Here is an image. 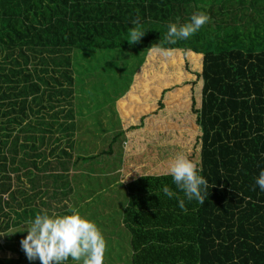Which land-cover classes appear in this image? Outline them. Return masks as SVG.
Here are the masks:
<instances>
[{
    "label": "trees",
    "instance_id": "1",
    "mask_svg": "<svg viewBox=\"0 0 264 264\" xmlns=\"http://www.w3.org/2000/svg\"><path fill=\"white\" fill-rule=\"evenodd\" d=\"M198 12L211 18L199 32L176 44L163 42L169 23L185 24ZM137 19L147 32L140 43L129 44L122 39ZM157 45L171 49L167 64L157 66L168 74L169 85L162 71L145 73L138 80L149 87L135 94L130 91L138 88L134 72L148 55L161 54L153 51ZM74 50L82 61L93 51L118 50L119 58L139 59L132 81L122 85L125 91L118 97L133 102L128 109L125 105L129 125L117 120L103 127L100 115L93 119L97 137L84 131L104 139L111 130L105 139L109 152L84 155L85 143L75 141L82 134L76 119L83 117L75 109H87L83 93H94L75 77ZM114 97L107 104L113 105ZM189 122L188 132L171 133ZM152 128L155 136L143 138L141 164L114 157L121 169H138L137 186L146 193L132 190L125 201L131 206L125 222L132 236L149 227L136 246L142 245L145 263L264 264V192L255 184L264 169V0H0V206L12 209L13 225L42 212L70 214L83 201L96 205L98 197L90 202L91 194L102 188V181L125 188L117 182L119 174L98 167L102 155L111 154L112 145L127 133L146 136ZM162 131L170 132V143L159 138ZM193 134L196 149L187 153L183 147L192 145ZM181 154L190 159L194 154L209 181L204 205L186 201V213L176 198L161 192L162 185L177 191L163 173ZM73 169L81 187L72 184ZM141 214L151 217L134 219ZM2 217L11 221L8 213ZM9 226L0 224V232ZM152 235L162 250L153 259L157 246L150 242ZM18 246L13 251L21 263L20 240ZM131 261L136 264L135 258Z\"/></svg>",
    "mask_w": 264,
    "mask_h": 264
},
{
    "label": "rangeland",
    "instance_id": "2",
    "mask_svg": "<svg viewBox=\"0 0 264 264\" xmlns=\"http://www.w3.org/2000/svg\"><path fill=\"white\" fill-rule=\"evenodd\" d=\"M130 48H127V50ZM119 54V50L118 51H93L92 56H90L89 58L86 59H80L78 53L75 52V50L72 52L73 58L72 59V63L75 64L76 67V71L79 72V75L75 74V77H81L84 80V83L86 84V86L84 87L85 90H90L92 91L94 94H90L89 92H87L86 94L83 93V95L85 96V101L88 100L87 103V109L85 107L79 108L76 107L75 109V114H81L83 117L80 118V116L77 117L76 120H78V130L82 132L81 135H79L78 137H75V141L77 142V145L79 146L82 143V147L84 150V155L85 154H96V153H101L102 151H107L108 149V144H109V140H105L106 138H108L109 136V131L106 132V134L103 135L104 139H92L90 135H85L84 131L87 129L92 131L94 134V136L97 137V133L98 130L96 131L94 129L95 127V121L93 120L94 118H99V116L101 115L103 118V120H101L103 124L106 127H108L109 122H114L118 119V116L115 112V105H116V100L114 101V104L112 105V103L107 104L108 99H115L114 96H116L117 98L119 96L122 95V93H124L125 89L122 87V85H126L127 83H129V81L131 80V75L133 73V70H135L136 66L138 65V58L133 56L130 57V55L128 56V58L126 59H122L119 58L118 55ZM165 56L163 54H150L147 56L145 63L143 64V66L140 68V70H135L134 74H136V78H135V87L136 90L133 89V86L131 88V92H134L135 94H139V93H143L145 92V85L143 81H139L138 78H144L143 75L145 73H147V77H149L150 75H152V73H154L155 71H157V74L160 73V71H162V76L167 77V81L164 85H169L168 83V74L166 72H164V68L162 70H158L157 66H160V64H167V62L165 60H167V58L169 57ZM145 58V56L143 57V59ZM104 64H110L109 67L105 66ZM124 64V66L122 65ZM159 64V65H157ZM192 64V63H191ZM122 66V67H121ZM141 66V64H140ZM185 63L184 61H182V64H180V68H184ZM192 66V65H190ZM74 67V68H75ZM138 71V72H137ZM123 72L124 74L121 75ZM173 75H175V73L172 71ZM141 76V77H140ZM115 84L117 85V90L112 91V85ZM149 87V85L147 86ZM111 94V95H110ZM150 94V93H149ZM196 95V94H195ZM197 98V102H199V96L196 95ZM131 104H133V102H130ZM128 102H124V99L122 98L121 101L117 102V110H118V114L119 116L123 117V118H127L128 115L125 114V105H128L127 109L129 108V104ZM105 104V106H104ZM139 104V103H138ZM122 105V109H120V106ZM104 106L105 109L102 107ZM103 108V109H101ZM106 108H108L109 110H107ZM150 109V107H149ZM155 109V108H154ZM45 112V111H43ZM106 117V118H104ZM140 117V116H138ZM124 120V125L126 126L129 125V123L127 121ZM180 124H184V123H180ZM190 125H192V122H189V124H187L186 126H179L176 129H173L171 132L172 134H174L175 130H178V132H188L191 128L189 127ZM115 131H117V126H115ZM107 129V128H106ZM102 130H104L102 128ZM86 131V132H87ZM89 131V132H90ZM152 132L145 135H141L140 133H127L126 138H118L115 142L114 145H112V152L111 154H105L102 155L101 161H104V163H101L100 168H102L104 171H109L110 173H113V171L115 170H119L118 174H119V182L122 183L123 185H125L123 188L121 185L119 186L118 184H116L112 190H124V192L126 191L125 189L127 188L129 190V192H135L137 194L141 193V189L137 186V182H139L138 180H136L138 178L139 175H137L138 173V169L136 167H132L131 172H128L124 166L121 169V166H117L116 165V161L114 160L115 156L121 155L122 158H127L128 160L130 158H134L137 159L139 162V164H141L142 159H140V154L143 152V146L142 142L148 140L149 138H151L152 136H155L156 133H154L153 128L151 130ZM156 131V130H155ZM163 132V131H162ZM195 134V133H194ZM192 135V145L191 144H186L184 145V149L185 152L188 151L187 153H191L192 151H194L196 148H194V143H193V136ZM112 135H113V131H112ZM135 136V139H132L131 137ZM174 136V135H173ZM99 137H101V135L99 134ZM146 137V140H143V138ZM170 132L169 133H160V137L161 140H163L164 142H169L170 143ZM187 137H190L189 135ZM180 138V136H179ZM125 142H124V141ZM135 144V146L133 145ZM76 145V146H77ZM78 152V147H76V150ZM109 152V151H107ZM76 153V152H75ZM194 153V152H192ZM82 154V155H83ZM187 156V155H186ZM193 157H195V155L193 154ZM193 157L191 158L192 161H194L195 159H193ZM190 159V158H189ZM196 161V160H195ZM72 178H74V175H77L76 169H73L72 171H70ZM147 172V171H146ZM120 175H121V180H120ZM110 176V175H108ZM71 177V176H70ZM130 178V179H129ZM72 184L73 186L77 187H81V178H74L72 179ZM112 180V179H111ZM103 183L101 184L100 187L102 188H106L108 186L109 183L102 181ZM95 187V186H94ZM122 192V191H121ZM123 192V193H124ZM92 193V192H91ZM120 193H115L112 197V199H114L116 202V204H122L124 202V200L126 199V195L123 194L121 197L119 196ZM92 202L95 200L94 199V195L93 193L91 194V199L90 202ZM99 202V203H98ZM106 202V197L103 194H100V196L98 197V199L95 201L96 204H103ZM105 204H109V203H105ZM80 208L79 211L81 212L82 216H87L88 213L84 214V211L86 210H91L93 209V207H95V205L90 204L89 201H83V204L78 205ZM90 207L89 209L86 208ZM73 211V210H72ZM103 214H101L99 212L98 209H96L94 216L99 217L102 216ZM117 216H119V214H116ZM26 223H20V225H18L17 228H15L14 230H12L11 232L14 231H23L24 227L26 226ZM10 232V231H9ZM103 236L105 237L106 240V244H107V249H106V253H105V258H104V264H132L131 261V251L129 249V244L133 238L132 233L126 229V227H118L116 223H112V225H108L106 226V229L104 231H101ZM26 232H17L14 234H7L8 236H12V238H16V243L13 240H10V242H8V244L2 245L1 249H0V264H30V262L27 260L25 254H24V259L22 260V262H18V258H16V256L14 255L15 252L13 251L14 249H18L19 251V246H13L15 244H18L19 240H21L23 237L21 236L22 234H25ZM111 234V236H109L110 238H107V236L104 234ZM6 235L3 236L4 238H7ZM0 241H2V238H0ZM9 241V240H8ZM10 247V248H9ZM12 247V248H11ZM6 249V251H5ZM22 251V250H21ZM130 256V257H129ZM31 264H39V261H34L31 262ZM68 264H74L73 261L69 260Z\"/></svg>",
    "mask_w": 264,
    "mask_h": 264
},
{
    "label": "clouds",
    "instance_id": "3",
    "mask_svg": "<svg viewBox=\"0 0 264 264\" xmlns=\"http://www.w3.org/2000/svg\"><path fill=\"white\" fill-rule=\"evenodd\" d=\"M210 19L207 13L198 12L191 15L190 21L185 24L169 23L163 42L176 44L186 41L209 23ZM132 25L122 40L138 44L147 31L138 19L133 20ZM153 51L165 56L171 53V49H165L162 45H157ZM201 173L202 168L198 163L186 155H177L163 173L172 178L177 191L162 185L161 192L168 199L176 198L177 206L185 213L186 201L204 205L209 195V181ZM255 184L264 192V169L260 171ZM178 193H182L183 198ZM17 232H26L20 240V246L30 264L37 260L39 264H68L69 259L74 264H104L107 249L105 237L94 221L78 211L73 210L71 214L65 215L42 212L29 220L23 231L7 234Z\"/></svg>",
    "mask_w": 264,
    "mask_h": 264
},
{
    "label": "crops",
    "instance_id": "4",
    "mask_svg": "<svg viewBox=\"0 0 264 264\" xmlns=\"http://www.w3.org/2000/svg\"><path fill=\"white\" fill-rule=\"evenodd\" d=\"M122 100V98H118L117 100H116V105H115V112H116V114H117V116H118V121L117 122H119L120 121V123L123 125V122H124V118L123 117H121V116H119V114H118V110H117V102H119V101H121ZM120 109H122V105L120 106ZM150 119V118H149ZM116 121H114V122H112L113 124H115L116 123ZM123 129V128H122ZM156 130V129H155ZM157 131V130H156ZM160 132H161V130H160ZM119 170H115L114 171V175H117L119 172H118ZM120 180H121V175H120ZM112 181V180H111ZM117 182H119V181H117ZM114 187V183L112 184V183H109L108 184V186L106 187V188H101V189H96V191H95V193H94V196H97V197H99L100 196V194H103L105 197H106V202L105 203H109V204H105V203H103V204H96L95 205V207H93V209H89L90 207H87L86 206V208L87 209H89V210H86V211H84V214H86V213H88V215L87 216H85L86 218H88V219H90V220H92V221H94L95 223H96V225L98 226V228L100 229V231H104L105 229H106V226H110V225H112V223H116L117 224V226L118 227H121V226H123V227H126V229L127 230H129L130 231V225H126V222H125V217H126V209L127 208H129V207H127V204H126V199H127V197L129 196V195H131L132 193L131 192H129V190L127 189L124 193L123 192H121V191H118V190H112V188ZM149 190H147V193H149V192H152V190H150L149 192H148ZM120 193V197L123 195V194H125L126 195V199L124 200V202H123V204H116L115 202V200L114 199H112V197H113V195L115 194V193ZM141 193L142 194H146L145 192H143V191H141ZM140 193V194H141ZM79 206H77L74 210L75 211H78L80 214H81V212L79 211V209L80 208H78ZM96 209H98L99 210V212L101 213V214H103L102 216H99V217H96V216H94V214H95V211H96ZM131 209V206H130V208H129V210ZM157 210H154V212H156ZM160 212V211H159ZM10 214V218H11V221H6V222H4L5 220V218H3L2 216L4 215V214ZM70 214H71V212H70ZM116 214H119V216H117ZM151 216H147L146 214H141V215H139V216H137V217H134V219H136L137 221H139V222H141L140 220H143V219H148V218H150ZM14 219H16L15 217H14V215H13V211H12V209H10L8 206H0V224L2 225L3 223H7L8 225L10 224V226L7 228V230L6 231H2V232H0V234H4V235H6V237H7V233H9V231L11 232L12 230H14L15 228H17V226H15V224L13 225V221L15 222V220ZM155 221V220H154ZM153 221V222H154ZM150 222L151 223H153L152 222V220H150ZM156 222H160V221H157L156 220ZM27 224V223H26ZM144 229H142V230H138L137 231V238H136V236H133V238H132V240H131V242H130V244H129V249H130V251H131V258L132 259H134L135 258V261H136V264H146L145 262H147V259L146 258H144V256H142L143 254H140L139 253V250H140V248L142 247V245L138 248V249H136V246L138 247L140 244H141V242L143 241V237L145 236V232H149V227L148 226H144L143 227ZM131 232V231H130ZM106 236H107V238H110L109 236H111V234H106V233H104ZM4 235H0V238H2V241H0V249H1V247H2V245H4L5 246V244H8V242H10V240H13V241H15V243H16V238H12V236L10 235V236H8L7 238H4L3 239V236ZM151 235V234H150ZM138 236H139V238H138ZM146 237V236H145ZM9 240V241H8ZM150 242H154L155 243V241H154V237H153V235H152V237H151V239H150ZM159 243H161L160 241H159ZM156 244V246H157V248H156V250L153 252L154 254H153V256L151 257L152 259L154 258V256H155V254L157 255V256H159L161 253H162V250H160V249H158V243L156 242L155 243ZM13 246H18V244H15V245H12V247ZM11 247V248H12ZM10 248V247H9ZM13 250H15V251H17L18 252V249H14L13 248ZM1 251H2V249H1ZM5 251H6V249H5ZM15 256H16V258H18L19 257V255L18 254H14ZM130 257V256H129ZM150 258V259H151ZM150 259H149V261H150ZM69 260H71V259H69Z\"/></svg>",
    "mask_w": 264,
    "mask_h": 264
}]
</instances>
